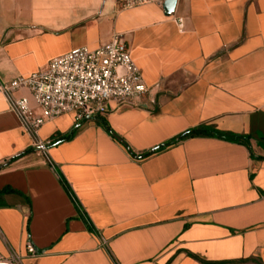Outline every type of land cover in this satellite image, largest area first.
Masks as SVG:
<instances>
[{
  "label": "crops",
  "instance_id": "1",
  "mask_svg": "<svg viewBox=\"0 0 264 264\" xmlns=\"http://www.w3.org/2000/svg\"><path fill=\"white\" fill-rule=\"evenodd\" d=\"M116 34L150 93L107 103L108 129L65 114L40 131L47 154H24L32 139L0 92V258L264 264V0H179L171 16L120 0H0V85ZM201 126L242 139L142 158Z\"/></svg>",
  "mask_w": 264,
  "mask_h": 264
},
{
  "label": "built area",
  "instance_id": "2",
  "mask_svg": "<svg viewBox=\"0 0 264 264\" xmlns=\"http://www.w3.org/2000/svg\"><path fill=\"white\" fill-rule=\"evenodd\" d=\"M168 1L171 0H120V8L129 10L146 5L164 8ZM178 24L183 28L182 19ZM22 90L29 91L32 99L17 97ZM0 92L17 116L23 133L32 139L31 148L47 154L54 145L52 140L40 137L47 122L65 114H73L77 123L97 118L105 113L109 102L139 106L150 90L124 37L116 34L98 48L78 47L54 58L27 77L0 85ZM26 248L30 255L38 253L31 243ZM18 261L15 256L10 260L0 258V264Z\"/></svg>",
  "mask_w": 264,
  "mask_h": 264
},
{
  "label": "trees",
  "instance_id": "3",
  "mask_svg": "<svg viewBox=\"0 0 264 264\" xmlns=\"http://www.w3.org/2000/svg\"><path fill=\"white\" fill-rule=\"evenodd\" d=\"M96 120L104 125L105 128L108 129V126L106 124V121H103V119L101 117H97ZM74 133L71 132L67 137H64L61 139V141H67L70 140L73 137ZM196 137H216V138H220V139H224V140H230V141H235V142H240L242 138L238 137V136H231V135H227V134H222L220 132L215 131L213 128L210 127H206V126H201L198 128H194L191 130L186 131L185 133L179 135L178 137H176L174 140L168 142L165 145H162L158 148H156L155 150L151 151L150 153L146 154L144 157H148L162 149H165L169 146H172L174 144H176L177 142L184 140V139H188V138H196ZM35 151V149L31 148L28 151H26L24 154H28L30 152ZM22 154V155H24Z\"/></svg>",
  "mask_w": 264,
  "mask_h": 264
},
{
  "label": "water",
  "instance_id": "4",
  "mask_svg": "<svg viewBox=\"0 0 264 264\" xmlns=\"http://www.w3.org/2000/svg\"><path fill=\"white\" fill-rule=\"evenodd\" d=\"M177 6V1L176 0H171L168 1L165 5H164V13L166 16H171L174 14L175 9Z\"/></svg>",
  "mask_w": 264,
  "mask_h": 264
}]
</instances>
